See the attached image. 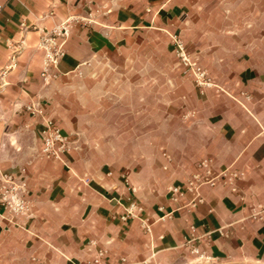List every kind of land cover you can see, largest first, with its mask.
<instances>
[{
    "label": "crops",
    "instance_id": "1",
    "mask_svg": "<svg viewBox=\"0 0 264 264\" xmlns=\"http://www.w3.org/2000/svg\"><path fill=\"white\" fill-rule=\"evenodd\" d=\"M104 3L89 23V0H0V173L23 177L29 200L24 213L0 200V264H112L124 256L137 264H264V0ZM76 13L86 21L70 30L45 79L38 28ZM169 23L220 85L201 93L178 73L176 113L167 64L155 108L151 75L138 76L151 67L137 63V42ZM32 102L76 140L81 159L69 157V169L40 159L43 119L27 108ZM84 121H103L97 139L112 141L89 139ZM205 157L212 173L239 176L201 183L165 215L158 207L171 209L170 186L185 187ZM131 186L150 229L141 217H121L119 199ZM195 196L202 199L190 204ZM193 224L200 252L186 242Z\"/></svg>",
    "mask_w": 264,
    "mask_h": 264
},
{
    "label": "built area",
    "instance_id": "2",
    "mask_svg": "<svg viewBox=\"0 0 264 264\" xmlns=\"http://www.w3.org/2000/svg\"><path fill=\"white\" fill-rule=\"evenodd\" d=\"M1 7V6H0ZM73 18H67L60 24H57L51 28L39 27L40 39L38 47L43 51V67L41 74L47 79L51 75V70L59 67L61 58L64 57L66 50L65 45L70 34ZM173 40L176 46L177 56L184 65V72H190L195 76V79L199 85L209 86L213 82L207 76V71L201 65L197 64L192 59L190 54L185 48V43L178 35H173ZM9 46L13 44L10 42ZM17 49L12 52V60H15ZM15 64V62H14ZM27 108L33 113H40L43 119V127L41 128V147L40 152L43 156L61 159L63 155L71 148V140L68 133H66L62 126L52 117L46 116L44 108L36 103L32 102L27 105ZM199 166L202 171L196 172L191 177L186 186L181 184H172L169 188L171 209L165 211V205L160 204L158 209L164 211V214H172L175 210L182 207L180 201L185 196L188 190L198 192V187L203 182L214 183L217 178H223L233 182V180L239 176L237 170H231L228 168L222 169L216 173H212L211 160L207 157L203 158L199 162ZM134 191V187L131 186ZM28 188L24 178H18L12 173L2 172L0 173V200L14 213H24L29 209V200L27 197ZM201 197L195 196L190 200V204H196ZM119 203L123 206L124 210L121 213L123 219L141 217L143 225L150 229L147 219L142 216L144 212L143 204L137 200L134 195H128L127 199H119ZM180 203V204H179ZM196 225L191 226L192 235L186 242L190 244L191 250L194 252H200V248L193 242L194 239L200 235L196 233ZM104 251L99 250V255H103ZM100 258H96V262ZM112 264H137L136 261L130 260L127 257H120L118 261Z\"/></svg>",
    "mask_w": 264,
    "mask_h": 264
},
{
    "label": "rangeland",
    "instance_id": "3",
    "mask_svg": "<svg viewBox=\"0 0 264 264\" xmlns=\"http://www.w3.org/2000/svg\"><path fill=\"white\" fill-rule=\"evenodd\" d=\"M120 1L122 3H125L128 0H120ZM136 1H140V0H136ZM89 2H90V4L94 5V7H87V11L88 12L86 13V16L88 18H86V20H88V22L91 23V22H95V21H93V20H95V17L98 16L99 14H101L102 7H104V8L107 7V3L103 4V2H108V0H89ZM150 2H155V0H150ZM70 17L73 18L71 30L74 29L76 26H79L80 22L82 20H85L81 15H78L77 13L72 15V16H69L68 18H70ZM161 27L162 26L160 24H158L157 27H152V29H147L145 35H142V38H140V40L137 42V49H138V51L141 52L140 55H143L142 57L138 58V59H140V61L137 62V63H141V64H144L146 66L150 65V67H151V68H148L149 71H147V72L142 71V72L138 73V76L139 75L140 76H144V77L148 76V79H149V76L151 75L152 83H153V91H152L153 100H154L153 107L155 108L157 103H159V98H160V94H161V88H160V81H161L160 65L162 63L163 64H167L168 68H169L170 109H171L172 113H176V111H177V103L175 102V100L179 96V90L181 91V89H183L182 85L179 86L176 83L178 73L179 74H183V75H187L188 77H190L193 80L196 88L201 93H204L208 87H220V85L217 83L216 79L211 74V72L209 71L208 67L205 66L201 62L200 58L197 57L194 54L193 50L191 49L189 44L186 42V40L184 39L183 35H181V33L177 30V28H176V26L174 24H170L169 23L168 27H163L162 29H161ZM173 35H178L183 40V42L185 43V48H186L187 52L190 54V56L192 57V59L195 60L197 62V64L201 65L204 69H206L207 76L213 82L211 85H209V86L199 85L197 83L196 79H195V76L192 73L184 72V65L180 61V58L177 56V53H176V46H175V43H174V40H173ZM144 51L146 53H144ZM123 106L128 107V104L122 105V107ZM157 106H159V105H157ZM125 110L127 111V109H124L123 111H125ZM56 121L61 125V123L58 120H56ZM97 122H98V124H99V122L101 124L103 123V121H93V122L84 121L82 123L83 125H81L82 128L85 131L86 130L90 131L89 132V134H90V138L89 139H92V138L93 139H97L98 138L96 136L98 128H97V125L95 124ZM112 122H113L112 119H108L107 121H105V123H107V124L112 123ZM129 122L130 121L126 120L125 124L128 125ZM81 126L78 125V129L79 128L81 129ZM65 132L68 133L67 131H65ZM74 133H76V132H74ZM68 135H69V138L71 140V148L66 153H64L63 160L43 156L41 154V152H40L41 140H40V146H39L40 159L41 160H48V161L57 160L66 169L70 168L69 157H71L72 159L80 160L81 159L80 153H76L75 152V150L78 147L76 145L77 144L76 140L72 137L71 133H68ZM154 138L158 139L159 137L157 136V137H154ZM111 139H112L111 136H109V137H102L101 136L99 139H97V141H99L100 144H104V143H108L109 140H111ZM88 140L83 141V142L84 143H89L90 140L89 141ZM79 142H80V140H79ZM100 155L103 156V157L105 156V154L104 155L100 154ZM122 155H123V153H122ZM125 156L128 157V156H130V154L126 153ZM103 157H102V159H103ZM49 165L50 164L47 163V166H49ZM49 167H51V166H49ZM104 169L107 172H109V174H111L113 172V170H116V168H113L111 166H106ZM126 177L127 176L121 174V178L125 181V183H127L126 180H125ZM89 178L90 177H88V179ZM128 185L129 184L127 183V186ZM127 193H128L127 195H134V194H132L133 193L132 189H130V190L127 189ZM126 197H125V199H127ZM122 200H124V199H122Z\"/></svg>",
    "mask_w": 264,
    "mask_h": 264
}]
</instances>
